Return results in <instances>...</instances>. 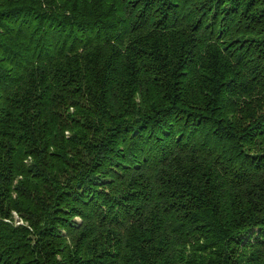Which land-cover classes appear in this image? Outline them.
Returning a JSON list of instances; mask_svg holds the SVG:
<instances>
[{
  "label": "trees",
  "instance_id": "obj_1",
  "mask_svg": "<svg viewBox=\"0 0 264 264\" xmlns=\"http://www.w3.org/2000/svg\"><path fill=\"white\" fill-rule=\"evenodd\" d=\"M0 264H264V0H0Z\"/></svg>",
  "mask_w": 264,
  "mask_h": 264
},
{
  "label": "rangeland",
  "instance_id": "obj_2",
  "mask_svg": "<svg viewBox=\"0 0 264 264\" xmlns=\"http://www.w3.org/2000/svg\"><path fill=\"white\" fill-rule=\"evenodd\" d=\"M22 222H23L22 219H19L18 217H16L15 223L19 224V223H22Z\"/></svg>",
  "mask_w": 264,
  "mask_h": 264
}]
</instances>
